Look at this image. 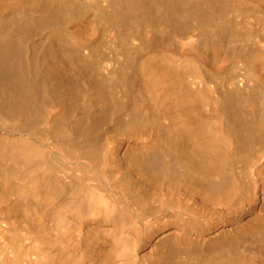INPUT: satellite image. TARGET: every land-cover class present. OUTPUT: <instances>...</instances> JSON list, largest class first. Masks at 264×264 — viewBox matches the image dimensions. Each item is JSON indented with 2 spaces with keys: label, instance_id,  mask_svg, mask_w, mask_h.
I'll return each mask as SVG.
<instances>
[{
  "label": "bare ground",
  "instance_id": "6f19581e",
  "mask_svg": "<svg viewBox=\"0 0 264 264\" xmlns=\"http://www.w3.org/2000/svg\"><path fill=\"white\" fill-rule=\"evenodd\" d=\"M146 1L156 0L115 12ZM246 1L209 11L206 29ZM22 2L0 0V79H13L0 105V264L26 247L28 264H264V91L220 95L233 108L225 135L197 119L187 91H41L25 16L48 32L59 15L28 16ZM12 5L20 16L9 20Z\"/></svg>",
  "mask_w": 264,
  "mask_h": 264
},
{
  "label": "rangeland",
  "instance_id": "374dc122",
  "mask_svg": "<svg viewBox=\"0 0 264 264\" xmlns=\"http://www.w3.org/2000/svg\"><path fill=\"white\" fill-rule=\"evenodd\" d=\"M232 1L185 0L201 8L199 14L187 17L184 12H168L161 0L146 1L147 6L140 3L124 16L115 11L126 0H23L28 16L32 12L59 15L48 32V27L31 25L25 16L27 47L31 48L27 54L38 67L41 91H113L119 98L127 91H187L198 96L197 119L225 135V117L232 118L233 108H221L220 95L238 87L264 91V59L258 40V34L264 36L263 5L247 0L227 10L218 29L207 30L202 21L209 11ZM9 11V20L19 18L15 5ZM180 18L187 23L179 25ZM210 33L216 39L208 41ZM180 35L197 40L195 52L189 45L181 46ZM209 50H223V56L209 60ZM12 82L0 79V105L5 102L4 92L12 91ZM240 164L236 163L237 169ZM26 254L22 256L21 251L22 258L15 264H28Z\"/></svg>",
  "mask_w": 264,
  "mask_h": 264
}]
</instances>
